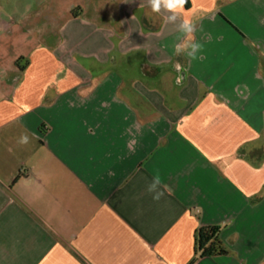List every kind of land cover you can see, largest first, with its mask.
<instances>
[{"label": "crops", "instance_id": "obj_1", "mask_svg": "<svg viewBox=\"0 0 264 264\" xmlns=\"http://www.w3.org/2000/svg\"><path fill=\"white\" fill-rule=\"evenodd\" d=\"M184 15L196 60L148 0H0V264H264V0Z\"/></svg>", "mask_w": 264, "mask_h": 264}, {"label": "clouds", "instance_id": "obj_2", "mask_svg": "<svg viewBox=\"0 0 264 264\" xmlns=\"http://www.w3.org/2000/svg\"><path fill=\"white\" fill-rule=\"evenodd\" d=\"M188 0H148V6L153 14L159 16L164 24L175 25L179 33L178 42L174 45V55L185 56L190 60L198 59V54L203 50V44L196 40V23L184 15L185 5ZM180 81L178 80L177 83ZM17 143L21 146L30 143V136L22 134ZM162 177L159 171L153 173L147 191L152 194L154 201H159L164 196Z\"/></svg>", "mask_w": 264, "mask_h": 264}, {"label": "trees", "instance_id": "obj_3", "mask_svg": "<svg viewBox=\"0 0 264 264\" xmlns=\"http://www.w3.org/2000/svg\"><path fill=\"white\" fill-rule=\"evenodd\" d=\"M220 231L219 226H207L198 229L195 236V251L201 258L228 253L220 237Z\"/></svg>", "mask_w": 264, "mask_h": 264}, {"label": "rangeland", "instance_id": "obj_4", "mask_svg": "<svg viewBox=\"0 0 264 264\" xmlns=\"http://www.w3.org/2000/svg\"><path fill=\"white\" fill-rule=\"evenodd\" d=\"M64 2L66 3L67 2V0H64ZM63 23H66L65 21H63Z\"/></svg>", "mask_w": 264, "mask_h": 264}]
</instances>
